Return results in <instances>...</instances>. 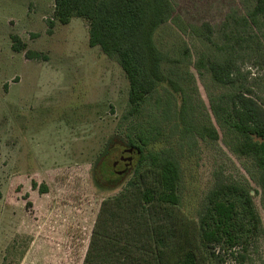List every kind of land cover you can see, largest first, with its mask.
Returning a JSON list of instances; mask_svg holds the SVG:
<instances>
[{
	"label": "rangeland",
	"instance_id": "rangeland-1",
	"mask_svg": "<svg viewBox=\"0 0 264 264\" xmlns=\"http://www.w3.org/2000/svg\"><path fill=\"white\" fill-rule=\"evenodd\" d=\"M170 1L179 26L159 27L154 41L176 61L163 65L172 84L148 98L141 117L122 121L128 81L116 60L89 47L83 19L60 24L53 17L54 0H0V264H83L102 201L130 178L123 176L117 188L105 186L99 155L113 138L149 130L155 117L160 138L150 149L179 168L180 203L167 211L175 246L186 235L179 248L194 250L200 264H215L200 245L199 217L212 190L240 185L250 192L260 220L246 264H264L259 173L233 151L234 133L221 111L227 91L198 68L199 59L220 54L225 37L257 0ZM259 24L250 30L254 51L235 56L252 99L264 108V24ZM202 27L204 37L197 36ZM13 37L26 49L16 51ZM28 51L38 57L27 58ZM111 155L116 161V152Z\"/></svg>",
	"mask_w": 264,
	"mask_h": 264
},
{
	"label": "trees",
	"instance_id": "trees-1",
	"mask_svg": "<svg viewBox=\"0 0 264 264\" xmlns=\"http://www.w3.org/2000/svg\"><path fill=\"white\" fill-rule=\"evenodd\" d=\"M53 17L62 25L74 17L83 19L88 26L89 47H97L120 66L128 81L127 110L122 121L141 117L148 98L161 85L172 84L163 65L172 66L176 61L160 51L154 41L159 27L167 23L179 26L170 0H54ZM259 22L264 24V0H257L241 17L235 32L219 47L220 54L199 59L198 68L227 91L221 111L234 133L233 151L251 160L264 194V108L252 99V90L244 84L245 76L235 56L254 51L249 44L253 41L250 30ZM49 25L52 28L54 23ZM203 31L204 27L196 29L195 34L204 37ZM12 40L16 51L26 49L15 37ZM259 45L256 41V49ZM26 57L38 56L28 51ZM261 63L264 65L263 59ZM179 114L183 118L184 111ZM157 123L155 117L149 130L141 128L125 138H113L99 155V179L105 186L117 188L123 176L130 174V178L120 192L102 201L83 264H200L194 250L179 248L186 235L181 234L183 241L179 239L175 246L167 226L171 221L168 213L180 203L179 168L175 160L150 149L160 138ZM182 123L186 125L183 119ZM128 150L139 154H133L126 173L118 176L111 152L120 158ZM139 186L143 190L135 195ZM207 200L198 223L206 256L215 264H246L247 250L260 224L250 192L240 185L221 184ZM162 210L164 214L160 215Z\"/></svg>",
	"mask_w": 264,
	"mask_h": 264
},
{
	"label": "flooded vegetation",
	"instance_id": "flooded-vegetation-1",
	"mask_svg": "<svg viewBox=\"0 0 264 264\" xmlns=\"http://www.w3.org/2000/svg\"><path fill=\"white\" fill-rule=\"evenodd\" d=\"M133 152H126L125 155L121 156L120 158H118L114 164H113V169H114V172L118 175V176H122L124 175V173H126V171L128 170V168L130 167L131 163H132V158H133ZM128 159H131V163L128 164ZM128 166L125 168V165ZM119 167H122L123 169L121 171H118L117 172V168ZM124 171V172H123Z\"/></svg>",
	"mask_w": 264,
	"mask_h": 264
},
{
	"label": "water",
	"instance_id": "water-1",
	"mask_svg": "<svg viewBox=\"0 0 264 264\" xmlns=\"http://www.w3.org/2000/svg\"><path fill=\"white\" fill-rule=\"evenodd\" d=\"M127 152H131L130 150H128ZM133 153H136V154H139V152H135V151H132ZM131 163V159H128V164H130ZM128 164L127 165H125V168L128 166ZM124 172V171H123Z\"/></svg>",
	"mask_w": 264,
	"mask_h": 264
}]
</instances>
